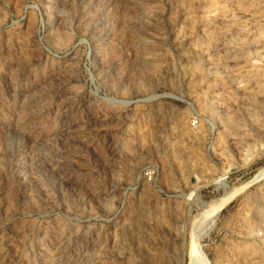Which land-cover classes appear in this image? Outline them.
<instances>
[{
    "label": "rangeland",
    "instance_id": "374dc122",
    "mask_svg": "<svg viewBox=\"0 0 264 264\" xmlns=\"http://www.w3.org/2000/svg\"><path fill=\"white\" fill-rule=\"evenodd\" d=\"M195 256L264 264V0H0V264Z\"/></svg>",
    "mask_w": 264,
    "mask_h": 264
},
{
    "label": "bare ground",
    "instance_id": "6f19581e",
    "mask_svg": "<svg viewBox=\"0 0 264 264\" xmlns=\"http://www.w3.org/2000/svg\"><path fill=\"white\" fill-rule=\"evenodd\" d=\"M216 203V202H215ZM218 204L215 206H212V207H206V214L208 215V216H211V215H214L216 212V209H218ZM206 214H204V215H206ZM197 242H196V247H197ZM198 248V247H197ZM194 253H195V251H194ZM193 255V254H192ZM196 256H197V254H196ZM193 257L192 258V261H193V263L194 264H204V261L200 258V256H198V257ZM192 257V256H191ZM206 262V261H205ZM207 264V263H206Z\"/></svg>",
    "mask_w": 264,
    "mask_h": 264
}]
</instances>
